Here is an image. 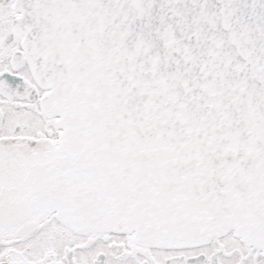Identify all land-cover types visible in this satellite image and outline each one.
Segmentation results:
<instances>
[{
  "label": "snow or ice",
  "instance_id": "1",
  "mask_svg": "<svg viewBox=\"0 0 264 264\" xmlns=\"http://www.w3.org/2000/svg\"><path fill=\"white\" fill-rule=\"evenodd\" d=\"M0 264H264V0H0Z\"/></svg>",
  "mask_w": 264,
  "mask_h": 264
}]
</instances>
